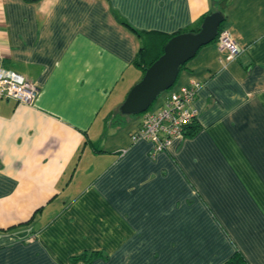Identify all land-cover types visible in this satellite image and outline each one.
Returning a JSON list of instances; mask_svg holds the SVG:
<instances>
[{"label": "crops", "instance_id": "obj_1", "mask_svg": "<svg viewBox=\"0 0 264 264\" xmlns=\"http://www.w3.org/2000/svg\"><path fill=\"white\" fill-rule=\"evenodd\" d=\"M225 3L0 0V64L38 86L0 100V264H264V0ZM213 11L237 54L215 39L178 74L201 83L195 131L133 142L146 111L115 116L142 77L136 31Z\"/></svg>", "mask_w": 264, "mask_h": 264}, {"label": "built area", "instance_id": "obj_2", "mask_svg": "<svg viewBox=\"0 0 264 264\" xmlns=\"http://www.w3.org/2000/svg\"><path fill=\"white\" fill-rule=\"evenodd\" d=\"M220 45L230 51L229 59L237 54V47L229 39L226 30H221ZM201 83L195 79L171 91L155 111L147 110L139 127L130 135L133 142L149 140L153 152L166 150L171 143L184 135L187 125L196 117L193 101ZM38 93V86L21 74L6 69L0 64V100L12 99L18 103L31 104Z\"/></svg>", "mask_w": 264, "mask_h": 264}, {"label": "water", "instance_id": "obj_3", "mask_svg": "<svg viewBox=\"0 0 264 264\" xmlns=\"http://www.w3.org/2000/svg\"><path fill=\"white\" fill-rule=\"evenodd\" d=\"M224 17L222 11L207 13L197 32H182L172 36L164 45L163 53L130 88L120 111L124 114L147 111L161 92L173 86L180 67L194 57L200 47L215 39Z\"/></svg>", "mask_w": 264, "mask_h": 264}, {"label": "trees", "instance_id": "obj_4", "mask_svg": "<svg viewBox=\"0 0 264 264\" xmlns=\"http://www.w3.org/2000/svg\"><path fill=\"white\" fill-rule=\"evenodd\" d=\"M29 1H32V0H29ZM223 1L224 0H221L220 2H216L212 0L214 4H220V3H223ZM112 13L114 14L115 18L121 24L128 25L126 20L122 16H120L115 10H112ZM204 15L201 17V19L197 23H195L191 27H188L187 29H184L182 31H178L172 34H162L156 31L146 32V33L136 31L138 35H142V41H141L140 48L138 49V52L136 53V56L134 57L133 63L142 70V76L145 70L163 53L164 45L172 36L182 33V32H197L200 29V25H201ZM222 29H223V23L220 25L218 34L215 37V39L218 38V35ZM185 66H186V63H184L180 67V72L182 69L185 68ZM117 122L119 121L116 120V122L114 123H117ZM194 122H195V119L187 125L184 135H191L195 131L196 125ZM99 254L98 252H93L90 258L92 257L94 258L98 256ZM79 257H85V255H82ZM222 264H248V262L245 260V258L240 252L236 251L228 259H226Z\"/></svg>", "mask_w": 264, "mask_h": 264}, {"label": "rangeland", "instance_id": "obj_5", "mask_svg": "<svg viewBox=\"0 0 264 264\" xmlns=\"http://www.w3.org/2000/svg\"><path fill=\"white\" fill-rule=\"evenodd\" d=\"M227 0H224L223 3H220V4H217L216 5V8L218 9H224L225 6H226V3ZM213 42V41H212ZM189 63V60L187 61L186 63V66L188 65ZM182 78V73L180 74V76L176 79L175 83L173 84L172 87H170L169 89L161 92L157 98L153 101L152 105L150 106L149 110H153L155 108H157L160 103L162 102V100L171 93V91H173L175 88H177L178 84L180 83V80ZM142 116V113H137V114H123V113H117V116L116 118L117 119H121L123 118V121H121V124L125 127V128H130V127H133L131 126V122L130 121H127V118H131L132 119H137L138 117H141Z\"/></svg>", "mask_w": 264, "mask_h": 264}]
</instances>
